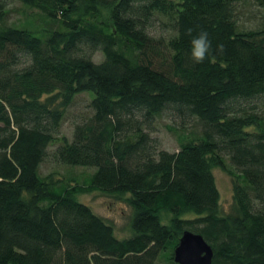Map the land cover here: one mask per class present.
<instances>
[{
	"label": "trees",
	"instance_id": "16d2710c",
	"mask_svg": "<svg viewBox=\"0 0 264 264\" xmlns=\"http://www.w3.org/2000/svg\"><path fill=\"white\" fill-rule=\"evenodd\" d=\"M248 1L0 0V264H177L185 230L211 246L212 264H264V16L242 29ZM14 2L57 26L10 23ZM201 31L211 55L195 64ZM84 92L90 115L56 141ZM164 114L179 122L173 152L151 135ZM49 156L92 172L42 177ZM213 166L233 178L226 214ZM93 191L129 195L132 236L76 198Z\"/></svg>",
	"mask_w": 264,
	"mask_h": 264
},
{
	"label": "rangeland",
	"instance_id": "374dc122",
	"mask_svg": "<svg viewBox=\"0 0 264 264\" xmlns=\"http://www.w3.org/2000/svg\"><path fill=\"white\" fill-rule=\"evenodd\" d=\"M9 13V22L17 26H26L32 29L41 27H56V24H46L45 19L42 18L37 10L24 7L19 2H14ZM239 26L242 29H255L260 27L263 22L264 11L262 8L254 4L253 0L239 5ZM159 32V31H158ZM94 58L99 60L100 53H95ZM91 95V96H90ZM92 93H81L75 96L72 104L67 108L65 118L59 128L56 141L65 136L70 139L72 137L73 126L76 122L83 120V118L90 115L91 111L88 107ZM179 122H174L169 115L164 114L156 124L152 137L156 139L159 147L170 152L176 151L179 147L178 133H181L176 126ZM188 125V123L186 124ZM188 125V132L197 134L199 127L196 124ZM183 130V129H182ZM185 131V129H184ZM188 135V134H187ZM58 143L49 147V152L54 151ZM227 164H230L228 158H225ZM215 178L216 186L220 194V212H231L234 206L233 203V178L232 176L220 167L213 166L211 168ZM92 172L91 168L84 167H70L59 164L49 156L39 167V174L42 177H50L54 180L62 179L75 184V182H83L87 176ZM113 196L102 192L93 191L88 193H80L76 198L87 204L91 210L101 217L105 222L110 224L113 228L114 234L117 238H127L132 236V228L130 225L132 208L127 202V197ZM190 216H193L190 214ZM164 223L167 222V216L162 215ZM157 264H169L163 260H159Z\"/></svg>",
	"mask_w": 264,
	"mask_h": 264
},
{
	"label": "water",
	"instance_id": "95a60500",
	"mask_svg": "<svg viewBox=\"0 0 264 264\" xmlns=\"http://www.w3.org/2000/svg\"><path fill=\"white\" fill-rule=\"evenodd\" d=\"M213 251L201 234L185 230L173 251L177 264H212Z\"/></svg>",
	"mask_w": 264,
	"mask_h": 264
},
{
	"label": "clouds",
	"instance_id": "9594fccd",
	"mask_svg": "<svg viewBox=\"0 0 264 264\" xmlns=\"http://www.w3.org/2000/svg\"><path fill=\"white\" fill-rule=\"evenodd\" d=\"M218 49L222 46L218 45ZM212 42L206 31H201L193 37L190 45V57L195 64L203 63L211 55Z\"/></svg>",
	"mask_w": 264,
	"mask_h": 264
}]
</instances>
